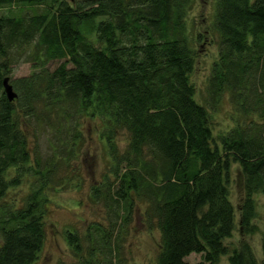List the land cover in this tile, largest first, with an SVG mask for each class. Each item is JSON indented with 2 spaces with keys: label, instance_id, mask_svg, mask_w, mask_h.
Returning a JSON list of instances; mask_svg holds the SVG:
<instances>
[{
  "label": "trees",
  "instance_id": "16d2710c",
  "mask_svg": "<svg viewBox=\"0 0 264 264\" xmlns=\"http://www.w3.org/2000/svg\"><path fill=\"white\" fill-rule=\"evenodd\" d=\"M193 3L0 0V9L22 12L0 15V200L21 173L37 176L25 203L0 218V264L36 263L45 239V187L56 168L38 159L26 166L30 151L19 115L41 117L52 131L53 155L66 144L69 157L80 134L60 122L92 106L103 122L111 166L90 196L102 202L107 217L90 222L83 234L66 231L76 255L68 264H136L125 256L124 242L139 197L160 229L158 264H213L228 253L230 264H264V226L259 253L247 240L231 250L224 243L235 228L230 164H240L245 191L238 206L241 231L258 229L252 195H264V0H215L220 38L207 90L214 104L228 92L234 112L243 116L218 142L190 81L194 50L184 31ZM96 18L94 42L80 24ZM12 50H22L33 69L11 79L17 96L9 100L3 79L11 72ZM118 130L128 135L124 149L115 140ZM11 166L17 175L7 178ZM192 252L203 260L186 261Z\"/></svg>",
  "mask_w": 264,
  "mask_h": 264
},
{
  "label": "rangeland",
  "instance_id": "374dc122",
  "mask_svg": "<svg viewBox=\"0 0 264 264\" xmlns=\"http://www.w3.org/2000/svg\"><path fill=\"white\" fill-rule=\"evenodd\" d=\"M24 7V6H19ZM27 7H24L26 9ZM40 10V7L31 6V10ZM215 0H194L193 5L185 15V36L189 45L194 50V67L190 74V81L195 89V98L205 103L210 113L212 135L214 141H219L221 135L227 132L242 114L234 112L228 92H224L219 101L214 104L208 94L207 84L213 61L218 55V41L220 36L213 26V13ZM2 14L22 13L18 6L0 9ZM99 18L80 24V30L95 42L96 22ZM12 78L27 75L32 68V62L27 61L22 50H12L9 55ZM241 116V117H240ZM235 117V119H233ZM20 126L26 134L30 159L26 166L33 168L37 165L35 160L56 163L55 171L51 174V186H46L45 194L49 197L45 213V239L39 251L35 264H58L75 262V252L67 242L65 233L68 229H76L83 234L86 227L93 221H104L107 217L106 209L102 202H93L91 188L101 181L102 176L108 172L111 159L105 137L101 133L103 122L97 109L92 106L84 111H77L63 119L60 124L70 128L71 132L77 131V139L71 155L70 146L60 151V156L52 153L51 134L43 119L35 116L25 117L19 115ZM58 123V119L54 118ZM77 122V124H76ZM75 129H72L73 126ZM115 140L120 149L127 146L128 135L125 130H118ZM221 147V146H220ZM17 175L16 166H11L6 171V177ZM37 176L32 170L21 173L18 185L9 186L0 200V218L12 208H17L25 203L32 182ZM229 198L235 210V228L224 243L231 250L240 240L249 241L260 252L261 229L263 228L264 195L256 192L252 197L256 200L257 215L252 220L258 229L253 233L243 232L240 229L238 206L242 202L245 191L242 187L241 167L238 162L230 164L229 168ZM148 202L139 197L134 202L128 233L125 235L124 253L127 259L136 264H158L157 255L160 250V229L156 219H152ZM154 218V217H153ZM1 235V232H0ZM1 238V236H0ZM229 254V253H228ZM228 254L219 257L213 264H230ZM186 261L195 263L203 260V254L192 252ZM205 264H209L206 261Z\"/></svg>",
  "mask_w": 264,
  "mask_h": 264
},
{
  "label": "water",
  "instance_id": "95a60500",
  "mask_svg": "<svg viewBox=\"0 0 264 264\" xmlns=\"http://www.w3.org/2000/svg\"><path fill=\"white\" fill-rule=\"evenodd\" d=\"M3 90L9 100H13L16 98L17 94L13 89V86L8 77H5L3 79Z\"/></svg>",
  "mask_w": 264,
  "mask_h": 264
}]
</instances>
